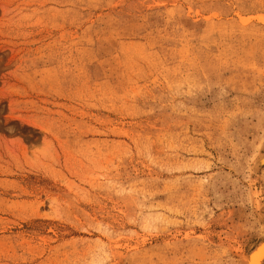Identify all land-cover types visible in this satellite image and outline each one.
Here are the masks:
<instances>
[{"label": "rangeland", "instance_id": "rangeland-1", "mask_svg": "<svg viewBox=\"0 0 264 264\" xmlns=\"http://www.w3.org/2000/svg\"><path fill=\"white\" fill-rule=\"evenodd\" d=\"M259 154L264 0H0V264H238Z\"/></svg>", "mask_w": 264, "mask_h": 264}, {"label": "bare ground", "instance_id": "bare-ground-1", "mask_svg": "<svg viewBox=\"0 0 264 264\" xmlns=\"http://www.w3.org/2000/svg\"><path fill=\"white\" fill-rule=\"evenodd\" d=\"M263 165H264V154H259L253 160V165H252L253 167H251V170H254V171L252 172L257 173L259 171L260 166H263ZM260 217L262 220H264V213ZM263 262H264V240H261L260 242H258V244L253 249H251L247 254L243 255L241 259L239 258V262L237 263L238 264H263Z\"/></svg>", "mask_w": 264, "mask_h": 264}]
</instances>
